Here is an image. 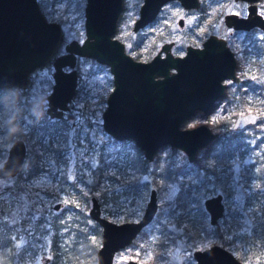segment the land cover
Instances as JSON below:
<instances>
[{
    "label": "rangeland",
    "instance_id": "374dc122",
    "mask_svg": "<svg viewBox=\"0 0 264 264\" xmlns=\"http://www.w3.org/2000/svg\"><path fill=\"white\" fill-rule=\"evenodd\" d=\"M38 1L44 4L42 11L46 12V18L62 25V40L53 57L64 51V44L70 39L83 40L85 0ZM141 2L122 0L123 8L114 34L132 56L139 54L138 59L147 60L163 41L170 40L174 41L172 53L181 55L186 44L198 46L214 33L228 40L237 60V80H224L228 95L219 98L209 112L192 114L181 127L200 123L215 125L219 118L225 117L231 119L233 128L240 129L254 122L257 118L254 111L264 114V31H236L223 21L225 13H246V2L200 0L198 8L184 9L178 0H170L152 22L134 32L132 25L138 17ZM257 5L264 15V0H257ZM179 17L184 19L182 26L178 25ZM51 59L31 73L30 82L24 88L0 91V150L8 148L13 139L27 133L31 127L38 130L34 133L36 139L42 134L41 127L45 121L51 122L41 139L42 171L25 178V163L20 175L2 182L10 184L14 190L0 194V231L4 235L16 232L13 237L17 249L26 248V257H22L19 264H96L93 244L100 243L101 234L96 233L100 226L88 216L91 196L94 194L98 198L102 214L108 219L114 222L133 221L141 216L151 188L157 191L155 216L144 228L143 234L115 254L113 264H127L131 258L139 264H195L193 250L217 242L215 225L209 223L205 208L203 214L195 204L183 214L182 223L177 225L176 219L181 217L178 216L180 209L176 205V196L181 181H196L191 171L183 173L182 170L200 157L202 151L198 150L194 161L189 162L183 150L167 144L155 152L152 160H147L133 139L117 140L105 131L102 112L107 95L113 88L112 74L108 65L92 57H77V84L68 109L59 118L49 117L45 109L46 96L53 84ZM247 80L252 81L251 85L255 83L256 87L251 89L245 84L236 91L237 85ZM17 94H20V99L16 98ZM25 102L29 105L25 106ZM37 113L43 116L38 118ZM13 127L18 129L14 134L10 132ZM246 129L247 132L252 130L250 126ZM247 132L243 130V135ZM262 135L250 133L244 141L253 144ZM263 146L264 141L259 147ZM6 154L7 150L0 157V164ZM135 159L144 160V172L136 169L133 164ZM235 159L233 168L236 174L242 162L239 161L238 165ZM95 171L99 172L97 180ZM153 176L159 190L154 185ZM242 185L240 178L234 176L232 188L240 191ZM251 185L260 193L264 192V178L259 182L252 181ZM207 187L202 206L205 197L217 192L212 190V182ZM91 189H94L93 194ZM246 190L248 194L249 189ZM240 193L233 205L232 199H228L231 208L237 209L238 203L241 205L244 191ZM57 202H61L62 206L56 210L53 205ZM240 213L242 217L239 220L243 219L244 225L235 231L238 237L242 235V229L247 230L260 214L249 209ZM223 220L222 217L219 222ZM226 220L229 221V217ZM55 224L58 225L55 227ZM182 226L191 227L199 234L195 238H188L185 233L179 235ZM229 250L244 264H264V242H253L246 248L236 242Z\"/></svg>",
    "mask_w": 264,
    "mask_h": 264
},
{
    "label": "water",
    "instance_id": "95a60500",
    "mask_svg": "<svg viewBox=\"0 0 264 264\" xmlns=\"http://www.w3.org/2000/svg\"><path fill=\"white\" fill-rule=\"evenodd\" d=\"M166 1L144 0L134 30L153 20ZM179 1L184 7L199 5V0ZM121 9L122 0H85L84 38L81 42L72 39L65 44V53L52 59L54 83L47 95L46 111L59 117L68 109L77 83L76 57H92L108 65L112 73L113 88L102 112L104 130L117 140L133 139L147 160L168 144L183 150L192 162L214 134L205 124L180 126L196 111L205 112L213 106L225 87L221 80L235 78V59L223 39L210 35L202 48L188 46L185 55H174L170 43H164L151 59L136 60L125 52L121 41L112 38ZM249 12L247 18L226 14L225 22L235 28L254 24L264 28L255 4L249 6ZM61 34L60 24L45 19L37 0H0V89L26 86L30 74L53 57ZM25 152L24 141L15 139L0 166V176L16 174ZM90 200L89 215L101 230L96 264H112L114 254L152 221L157 209L156 190H150L143 214L133 221L114 222L101 214L96 196ZM203 205L210 223H216L223 212L221 195L206 197ZM193 256L196 264H243L218 244L196 249ZM127 264L138 263L129 259Z\"/></svg>",
    "mask_w": 264,
    "mask_h": 264
},
{
    "label": "flooded vegetation",
    "instance_id": "af4514ba",
    "mask_svg": "<svg viewBox=\"0 0 264 264\" xmlns=\"http://www.w3.org/2000/svg\"><path fill=\"white\" fill-rule=\"evenodd\" d=\"M168 1H170V0H168ZM168 1H166L165 3H167ZM179 1V0H178ZM238 1V0H237ZM240 1H244V2H246V13L244 12V14H242V15H238L237 13H234V12H229V13H225L224 14V18H223V21H224V23H225V25L227 26V27H230V28H232V29H234V30H236V31H244V32H246V33H248L249 31H251V30H260V31H264V28H262L261 26H259L258 24H254V25H252L251 27H249V28H235L234 26H229V25H227L226 24V22H225V15L226 14H230V13H233V14H236L238 17H240V18H247V17H249L250 16V12H249V6L251 5V4H255L256 5V12H257V14H259L263 19H264V15H262L260 12H259V10H258V5H257V0H254V1H248V0H240ZM37 2H38V4H39V8H40V10H41V12H42V14H43V16L45 17V19H47L46 18V16L44 15V12L42 11V8H41V2H39L38 0H37ZM143 2H144V0H142V2H141V4H140V7H141V5L143 4ZM164 3V4H165ZM179 3H180V1H179ZM163 4V5H164ZM181 4V3H180ZM162 5V6H163ZM182 5V4H181ZM85 6V5H84ZM162 6L160 7V9L162 8ZM200 6V0H199V5H198V7ZM140 7H139V12H140ZM182 7L184 8V9H196V8H198V7H184L183 5H182ZM122 8H123V3H122ZM160 9H159V11H160ZM121 11H122V9H121ZM159 11H158V13H159ZM139 12H138V17L136 18V19H138L139 18ZM158 13L156 14V16L154 17V19L157 17V15H158ZM120 14H121V12H120ZM120 14H119V17H120ZM255 13H253V14H251V16L252 15H254ZM136 19H135V21H136ZM153 19V20H154ZM47 20H49V19H47ZM118 20H119V18H118ZM153 20H151V21H149L146 25H148L150 22H152ZM49 21H55V20H49ZM61 22H63L62 20H60ZM134 21V22H135ZM56 22H58V21H56ZM134 22H133V25H132V30L134 31V32H137V31H139V30H141L143 27H145V26H142V27H140V28H138L137 30H134ZM178 25H180V26H182V24H183V22H184V19H183V17H179L178 18ZM59 24H60V26H61V30H62V25H61V23L60 22H58ZM117 23H118V21H117ZM116 29H117V26H116ZM115 32H116V30H115ZM115 34V33H114ZM114 34L112 35V38L114 37V38H117V37H115L114 36ZM210 35H214V36H216L217 38H219V39H223L224 41H225V45L229 48V50L231 51V53H232V55H233V57H234V59H235V67H234V75H235V78H232V77H225L224 79H222L221 80V83H223L224 85H225V87H224V90H223V93H222V95L219 97L220 99H221V97H223V95H224V97L225 96H227L228 95V93L226 92L225 93V88H226V83H225V81L224 80H226V79H229V80H231V81H236L237 80V75H236V66H237V60H236V57H235V55H234V53H233V51L231 50V48L229 47V45H228V40L226 39V38H224L223 36H221V35H217V34H214V33H211V34H209L202 42H201V44L200 45H198V46H195V45H192V44H186L185 45V50H184V52H183V54H181V55H178V56H182V55H185V53H186V51H187V47L188 46H192V47H194V48H202L203 47V43H204V41H206L207 40V38L210 36ZM62 36H63V30H62V34H61V39H60V42H61V40H62ZM74 39V38H73ZM118 39V38H117ZM72 39H70L69 41H71ZM119 41H121L120 39H118ZM69 41H67L65 44H67ZM59 42V43H60ZM122 42V41H121ZM123 43V42H122ZM164 43H170V45H169V49H170V51H171V48H172V46H173V44H174V41L173 40H170V41H163L162 43H161V45H160V47H159V49L150 57V58H148L147 60H149V59H151L155 54H157V52L160 50V48H161V46L164 44ZM65 44H64V47H65ZM59 45V44H58ZM123 45H124V43H123ZM124 50H125V52H127L126 51V48H125V45H124ZM172 52V51H171ZM63 53H65V48H64V51L62 52V53H60V54H63ZM128 53V52H127ZM60 54H57V55H60ZM129 54V53H128ZM162 54H163V52H162ZM57 55H55V56H57ZM131 55V54H130ZM174 55H176V54H174ZM54 56V57H55ZM132 56V55H131ZM139 56V54H136V56L134 57V56H132L134 59H136V60H140V59H138L137 57ZM54 57H52V59L54 58ZM77 57H82V56H77ZM77 57H76V62H77ZM51 59V60H52ZM95 60V59H94ZM147 60H140V61H147ZM96 61V60H95ZM53 65V64H52ZM75 65H76V63H75ZM106 65V64H105ZM75 67V66H74ZM109 67V66H108ZM54 68V67H53ZM65 69H68V68H65ZM76 69V68H75ZM110 70V69H109ZM77 71V70H76ZM53 74V73H52ZM112 74V73H111ZM31 75V74H30ZM77 78H78V74H77ZM29 82H30V78H29ZM250 82H252V81H250ZM250 82H249V80H247V81H241L238 85H237V87H236V91H238V90H240L241 89V86H243V85H245V84H247V87H249V88H251V89H254L256 86L254 85L255 83H253L252 85L250 84ZM53 83H54V80H53ZM112 83H113V80H112ZM29 84V83H28ZM27 84V85H28ZM77 84V83H76ZM26 85V86H27ZM53 85V84H52ZM9 87H12L13 89L15 88H21V87H18V86H9ZM25 87V86H24ZM24 87H22V88H24ZM4 88H6V87H4ZM1 89H3V88H1ZM52 90V89H51ZM112 90V89H111ZM51 92V91H50ZM49 92V93H50ZM241 92L243 93V92H245L244 90H241ZM48 93V94H49ZM110 93V92H109ZM108 93V94H109ZM225 93V94H224ZM108 96V95H107ZM219 98H217L215 101H214V103H213V106H214V104H215V102L219 99ZM46 99H47V96H46ZM107 99V98H106ZM26 106H28V105H26ZM212 106V107H213ZM212 107L209 109V110H207V111H205V112H202V111H196V112H202V113H206V112H209L211 109H212ZM46 109H47V106H46ZM46 109H45V111H46ZM25 110H27V108H25ZM66 111V110H65ZM195 112V113H196ZM255 112V115H256V119L254 120V122L253 123H251V124H249V125H244L243 127H241L240 129H237V128H233L232 127V121H231V119L230 118H225V117H221V118H219L218 120H217V122L215 123V125H209V124H206V123H200V124H205L206 126H208L209 128H210V130L212 131V133L214 134V137H213V139L208 143V144H206V145H204V146H202V147H200L198 150H201L202 152H201V157H202V159H203V161H204V163H205V166H207L208 167V165H210L211 164V162L212 161H214L215 162V164H216V167H217V180H218V183H219V186H218V189L216 190L217 192H215V193H213V194H211V195H214V194H220L221 195V202H222V204H223V212H222V215L218 218V220L216 221V223H214V224H211L210 223V221H209V223L211 224V225H216V224H218L219 223V225L221 226L220 228H222L223 229V227H225L224 225H225V222L227 221V222H230L231 221V224H232V230H233V235L232 236H227L226 237V239H229V243L225 246L222 242H216V243H214V244H218V245H220V246H222V247H224L225 249H227L228 251H230L229 249H232V246L233 245H235L236 244V242H240V244L243 246V247H250L251 246V244L253 243V242H250L249 243V245L248 246H246V245H244V244H242L241 243V240H240V237L244 234V232L245 231H247V230H244V229H242L243 231H242V235H240V237H238L237 235H235V231L237 230V229H239V228H241V226L242 225H244V222L242 221L243 219H240L239 220V218H241L242 217V214L240 213L241 212V210H246V209H249V210H251V212H253V213H256L257 211H259L260 212V214L259 215H257L256 216V218L255 219H260L262 216H264V192H262V193H260V190L259 189H253V186L251 185V182L252 181H262L263 180V178H264V168L263 169H259V170H257L256 168H255V164H257L258 162H259V166L260 165H262L263 167H264V146L262 147V148H260L259 146H260V142H262V141H264L263 139H264V114H256V111H254ZM46 113H47V111H46ZM64 113V112H63ZM62 113V114H63ZM61 114V115H62ZM194 114V113H193ZM47 115L49 116V117H51L48 113H47ZM236 115H233V117H235ZM60 117V116H59ZM59 117H54V118H59ZM190 117V116H189ZM199 125V124H198ZM256 125H260L259 127H256ZM195 126H197V125H195ZM195 126H192V127H195ZM246 126H250L251 128H252V130H250V132L248 131L247 132V129H246ZM33 127H31L30 128V130L32 129ZM180 128H183V127H181L180 126ZM187 128H191V127H187ZM29 130V131H30ZM243 130H246V134L245 135H243L244 133H243ZM28 131V132H29ZM22 133L20 136H18V137H16L15 139H17V138H21L23 141H24V143H25V147H26V152H25V157H24V161H23V164H22V166H21V168L19 169V171L16 173V174H14V175H8V176H0V194L1 193H4V192H10V191H13L14 189L12 188V186L10 185V184H2V182H4L6 179H9V178H12V177H16L17 175H18V173L19 172H21V169H22V167L24 166V164L25 163H27V161H26V157L29 155V153H30V149L28 148V142H27V140H26V137L29 135V133ZM250 133H253V134H260V133H263V135L260 137V138H258V139H256V140H254V142H253V144H249L248 142H246V141H244V137L245 136H247V135H249ZM41 136V134L37 137V138H39ZM15 139H13L12 140V142H11V144L13 143V141L15 140ZM10 144V145H11ZM10 145H9V147H10ZM9 147L8 148H4V149H2V150H0V155H3L4 154V151L5 150H7V153H8V149H9ZM54 150H59V149H57V148H54ZM6 156H7V154H6ZM6 156H5V158H6ZM235 157L237 158V162H238V165H239V161L240 162H242L241 163V167H239V169H238V172L235 174L234 173V168H233V164L235 163ZM5 158H4V160H5ZM3 160V161H4ZM3 161H2V163H3ZM41 162V166L39 167L40 168V171H42V168H43V163H42V161H40ZM2 163L0 164V166L2 165ZM261 167V166H260ZM249 168V169H248ZM248 170V172H246ZM39 171V172H40ZM38 172H36L35 174H37ZM34 174V175H35ZM33 176V175H32ZM234 176H237V177H239L240 178V181L242 182V186H241V189H240V191L238 190V188H232V181H233V177ZM31 177V176H30ZM210 177H211V180L213 179V176H211L210 175ZM246 188H248L249 189V191H248V194H246L247 193V190H246ZM152 189V188H151ZM150 189V190H151ZM155 189V188H154ZM156 190V189H155ZM242 191H244V195H243V201H242V203H241V205L238 203V206H237V209H235L234 207L233 208H231V206L229 205V202H228V199H232V205H233V202H235L236 201V197L238 196V194H241L240 192H242ZM261 191H263V189H261ZM149 194H150V192H149ZM211 195H209V196H211ZM92 196H95L94 194L92 195ZM208 197V196H207ZM206 198V197H205ZM204 198V199H205ZM262 198V199H261ZM98 199V198H97ZM148 199H149V197H148ZM148 201V200H147ZM156 201H157V191H156ZM204 201V200H203ZM98 202H99V200H98ZM237 203V202H236ZM99 205H100V202H99ZM62 206V203L61 202H57V203H55L54 205H53V208L54 209H59L60 207ZM146 206V205H145ZM235 206V205H234ZM157 207H158V203H157ZM203 207H204V205H203ZM205 208V207H204ZM144 209H145V207H144ZM100 210H101V207H100ZM0 211H1V209H0ZM156 211H157V209H156ZM143 212H144V210H143ZM143 212H142V214H143ZM156 213V212H155ZM229 213H231V215H232V217L230 218V216H229ZM101 214H102V210H101ZM141 214V215H142ZM103 215V214H102ZM88 216L90 217V215H89V210H88ZM104 216V215H103ZM155 216V215H154ZM106 217V216H105ZM224 218V220H223V222H219V219L220 218ZM227 217H229V221L228 220H226V218ZM140 218V217H139ZM138 218V219H139ZM154 218V217H153ZM92 219V218H91ZM255 219H253L252 220V223H251V225L248 227V230L254 225H256L257 223L255 222ZM137 220V219H136ZM153 220V219H152ZM97 223V222H96ZM150 223V222H149ZM148 223V224H149ZM147 224V225H148ZM56 225V224H55ZM147 225H145L141 230H140V232L136 235V237L135 238H137L140 234H142V231L144 230V228L147 226ZM57 226V225H56ZM11 227H13V225H11ZM16 232H14V231H11V232H9V234H11V237H13L14 236V234H15ZM0 234H3L1 231H0ZM14 238V237H13ZM134 238V239H135ZM134 239L132 240V241H134ZM218 239V238H217ZM263 240V241H262ZM262 240H260V241H262V242H264V238L262 239ZM131 241V242H132ZM15 241L13 240V243H14ZM256 242V241H255ZM15 244V248H14V253H16V251L18 252L19 251V249H17L18 248V246H17V244L16 243H14ZM100 245H101V241H100V243H99V246H98V248L100 247ZM129 245V244H128ZM213 245V244H212ZM211 246V245H210ZM126 247V246H125ZM209 247V246H208ZM235 247V246H234ZM233 247V248H234ZM98 248L95 250L96 251V263H97V250H98ZM124 248V247H123ZM205 248H207V247H205ZM202 249H204V248H202ZM121 250V249H120ZM119 250V251H120ZM196 250V249H195ZM194 251V250H193ZM25 252H26V248H24V255H23V257H26V254H25ZM118 252V251H117ZM116 252V253H117ZM231 252V251H230ZM115 253V254H116ZM232 253V252H231ZM115 254H114V256H115ZM233 254V253H232ZM234 255V254H233ZM192 256H193V252H192ZM235 256V255H234ZM194 257V256H193ZM238 260H240L237 256H235ZM113 259H114V257H113ZM131 259H133V258H131ZM195 259V258H194ZM129 260V259H128ZM127 260V261H128ZM135 260V259H134ZM135 261H137V260H135ZM241 261V260H240ZM242 262V261H241ZM137 263H138V261H137ZM113 264V263H112ZM139 264V263H138ZM195 264H196V259H195ZM244 264V263H243Z\"/></svg>",
    "mask_w": 264,
    "mask_h": 264
},
{
    "label": "trees",
    "instance_id": "16d2710c",
    "mask_svg": "<svg viewBox=\"0 0 264 264\" xmlns=\"http://www.w3.org/2000/svg\"><path fill=\"white\" fill-rule=\"evenodd\" d=\"M44 7V4L41 3V8ZM46 16V12L44 13ZM13 89L12 87H6L3 89H0V91H7ZM17 99H20V94L16 95ZM26 105H29V103L25 102ZM25 105V106H26ZM27 108V107H26ZM49 121H45V125L41 127V136L39 138L34 139V133H37L38 130H34L35 127H33L28 133L29 135L26 137V140L28 142V148L30 149L29 155L26 157L27 161V169L25 173V178H29L30 176L34 175L36 172L40 171L41 164V155L39 153L40 149L43 147V144L41 143V139L43 135L46 132L47 128H50ZM4 155V154H3ZM3 155H0L2 157ZM144 162V160H143ZM143 162H140L139 159L133 160V164L136 167V169L140 172H144V164ZM39 166V167H38ZM257 170H261L264 167L262 165L259 166V162L254 165ZM249 169V168H248ZM191 171L194 174V178L196 181L192 180H186L180 182V189L176 196V205L179 207V217L176 219V224L182 223L183 214L186 212H189L193 205L195 204L196 207H199L201 209V212L205 214V210L202 206V197L204 196V191L208 190L207 184L212 182L213 184V191L215 192L218 189L219 183L217 180V167L214 161L211 162L210 165L205 166V163L202 159V157H197L195 161L191 164H188L187 168L183 169L182 172ZM248 172V170L246 171ZM95 180H97L99 176V172L95 171ZM19 175L21 172L18 173ZM168 175V174H167ZM211 176H213V179L211 180ZM18 176V175H17ZM154 185L159 190V186L156 180V177L153 176ZM96 181L92 185L95 186ZM94 189H91V193L93 194ZM16 191V190H15ZM11 192V191H10ZM102 196L99 195L100 198ZM20 200V199H17ZM17 213L20 214V211L17 210ZM10 214V212L8 213ZM230 218L232 217L231 213H229ZM255 222L257 223L255 226L253 225L249 230L244 232V234L240 237L241 243L248 246L250 242H262L264 238V216H262L260 219H255ZM206 225H208V222H205ZM23 224H25V220H23ZM58 225V224H56ZM55 225V227H56ZM95 225H98L95 222ZM225 227L220 228L221 226L216 224L214 226L215 233L218 237L217 241L222 242L225 246L229 243V239H226L227 236L233 235L232 230V224L230 222H225ZM183 230L180 231L179 235L181 233H185L188 238H195L199 232L193 231L191 227L188 226H182ZM144 231V230H143ZM142 231V234H143ZM96 233L100 235V229L96 230ZM13 240L15 241V238L11 237V235H4L0 234V264H19L20 259L24 255V249L19 250L18 252L14 253V248L16 247L13 243ZM262 240V241H260ZM56 239L53 238V243H55ZM99 246L98 244H93L94 250H96Z\"/></svg>",
    "mask_w": 264,
    "mask_h": 264
},
{
    "label": "clouds",
    "instance_id": "9594fccd",
    "mask_svg": "<svg viewBox=\"0 0 264 264\" xmlns=\"http://www.w3.org/2000/svg\"><path fill=\"white\" fill-rule=\"evenodd\" d=\"M36 115H37L38 118H40V117L43 116L42 113H37ZM16 131H18V129H16L15 127H13L12 129H10V132L13 133V134H14Z\"/></svg>",
    "mask_w": 264,
    "mask_h": 264
}]
</instances>
